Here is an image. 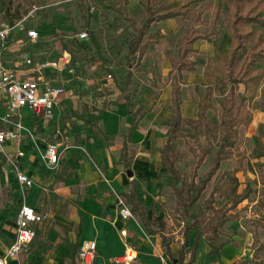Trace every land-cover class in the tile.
<instances>
[{
  "label": "rangeland",
  "instance_id": "rangeland-1",
  "mask_svg": "<svg viewBox=\"0 0 264 264\" xmlns=\"http://www.w3.org/2000/svg\"><path fill=\"white\" fill-rule=\"evenodd\" d=\"M208 3L214 4L215 0L190 2L191 9L186 15L154 22L150 27V32L159 30L164 36L156 44L148 47L139 63L128 62L127 40L133 33L130 23L116 11L106 10L93 0H11L8 13L0 11V25L23 19L25 25L38 27L42 39L39 45L33 48L36 52H42L41 55L52 58L61 55L64 51L69 53L74 70L73 75L63 72L56 74L55 78L65 84L64 88L74 99L72 105L64 102L58 113L56 112L58 116H63L70 125L72 122V125L84 130L86 134L92 127L88 121L93 119L96 123L99 122L104 129L115 130L117 116L125 114V94L129 95L132 109L146 110L145 117L148 119V124L158 129L159 132L155 143V156L152 157L151 147L144 145L131 151L130 158L132 160L139 156H149L144 160L150 162L153 160L156 164L157 168L150 170L151 175H149L155 181L153 191H147L148 185H145L147 183L144 179H141L139 184L141 187L144 185L140 189V195L150 218L155 222L161 220L163 223L161 226L163 236H159L161 250L165 249V244L183 245L186 241V234L189 239L191 238L192 232L186 231L187 225L192 221L191 214L197 212L199 208L204 217H215L217 212L228 216V212H234V217L241 215L248 221L253 218L248 214L257 212L262 216L261 219H264V167L257 165H254V168L251 167V164L256 161L251 154L255 147V136H259L264 142V112L254 102V100H263L264 63L257 64L261 70L260 77L254 88V97L246 101L250 122L238 126V140L233 149L232 159L226 161L225 164L220 163L192 209L186 212L177 203L174 191L168 183L171 180L170 175L166 168L161 169L160 167V148L165 140L163 123L172 114L168 99L171 87L169 55L176 57L178 39L189 25L197 26L200 32L210 33L212 36L211 41L200 39L194 42V50L187 53V58L196 61L195 69L192 72L183 70L181 73L179 93L181 113L184 118L190 119L197 118L198 93L203 92L207 86L202 75L204 65L207 60L214 62L216 59L214 43L222 40V47L227 51L231 42L226 7L222 8L217 21L212 22V11L208 9ZM91 6L94 8L92 9ZM127 13L133 15L137 21L141 18L142 11L138 0L128 1ZM80 30H86L88 34L83 41L76 37V33ZM16 34H19L20 39L25 38L24 32L21 33L20 30L15 29L11 39L14 44ZM15 46L18 48L19 41ZM129 69L132 70V75L129 84L125 86L124 82ZM237 90L243 92L244 85L239 84ZM224 96L223 86L215 83L210 106L205 111L207 124L199 120L191 124L182 121L181 133L174 139L171 155L175 159V166L180 175L187 181L191 177L197 159L208 144L211 146L210 153L204 157L203 162L196 169V181L212 165V155L220 139L219 122ZM74 126L72 127L75 128ZM113 136L110 138V144H116V141L120 140L115 131ZM89 138L86 134L78 145V149L89 160L96 173L97 182L108 181L106 174L108 164L92 156L90 149L93 143ZM111 155L115 163L117 151L114 150ZM236 162L244 171L237 173L238 189L246 185L250 188V194L242 205L232 207L231 197L219 195L218 191L213 194L210 192L213 187L226 180L223 173L224 168H230ZM142 172V174H149L144 172V169ZM70 173L68 166H59L53 174L54 181H48V184L43 186L47 199L42 202L41 210L44 213H42L39 225L40 233L38 232L35 240L33 239L34 241L21 252L18 264H68L67 251L61 249L56 240L55 244L51 241V235L53 238L56 237L51 230L57 232L59 241L66 235L65 227L58 224L56 216L69 205L65 186L66 177H70ZM109 189L116 200L118 212V198L122 196L118 190L112 187ZM98 190L99 188H97L96 195L99 196ZM0 193L5 194L3 190ZM48 213H50V218ZM134 218L133 213V218L125 222L127 228L133 227ZM154 226L157 227V223ZM10 227L6 224V229L10 230ZM139 227L143 230L141 225ZM143 233L147 237V232ZM131 244L138 248L135 242L132 241ZM157 253L163 264H173L172 259L164 260L161 257L162 252ZM176 255L177 253L174 256ZM118 256L114 258L117 263H119ZM259 256H262L259 264H264V248L260 250Z\"/></svg>",
  "mask_w": 264,
  "mask_h": 264
},
{
  "label": "crops",
  "instance_id": "crops-1",
  "mask_svg": "<svg viewBox=\"0 0 264 264\" xmlns=\"http://www.w3.org/2000/svg\"><path fill=\"white\" fill-rule=\"evenodd\" d=\"M41 53L42 52H36L35 50L37 56H40ZM67 91L68 90L65 89L64 93L59 98L54 109V114L56 112L58 113L61 104L64 102L70 105L74 103V99L71 97L70 92L68 91V93H66ZM168 99L171 105V87ZM196 104L198 110V102H196ZM125 109V114L117 116L115 130H110L109 128L106 130L99 122L96 123L93 119L88 121L92 124V127L88 130L89 132H86L93 143L90 149L91 154L95 159L108 164V167L105 166L108 181L97 182L96 173L90 165L89 160L78 149L81 140L86 136L85 132H83L84 130L75 127L72 125V122L70 125L63 116H58L57 113L52 118H48L41 114L24 112L22 122L32 129L34 138L23 136L21 139L15 138L10 140L4 145L5 150L9 153H14L17 149L23 152L22 155L18 156V161L21 169L32 180V184L26 192V201L34 206L41 214L44 213L41 210L42 202L47 199L45 196L46 190L43 186H46L48 181H54L53 178L55 176H53V174L59 166L66 165L69 167V170H71V176L66 177L65 186V191L67 192L66 199L69 205L64 211L57 213V216L55 215L58 224L65 227L66 235L59 241L57 232L51 230V233L56 234L54 238L51 235V241L55 244L56 240L57 243L60 244L61 249L67 251L68 264H81L77 257V250L81 242L86 239H94L96 242V252L93 260L94 264L95 259L96 264H124L122 262L117 263L114 261V258L123 254L126 245L131 244L132 241L138 244L137 256L132 264H163L158 256V251L162 252L163 256L161 257L164 260L172 259L173 264L261 263L260 259L262 256H259V252L264 248V219H261L262 216L257 212L251 214L248 212V215L253 217L248 221L241 215L234 217V212H228V216H226L221 225L216 227L213 233L207 230L196 235L197 230L187 228L186 231L189 230L192 232V236L189 239L186 234V241L183 245L177 246L176 243L165 244V249L161 250L159 236H163L161 230L163 223L161 220L155 222L150 218L143 204V198L140 195V189L143 188L144 185L141 187L139 184L140 180L144 179L147 183L145 185H148L146 188L147 191H153L155 181L149 175H151L150 170L157 168L156 164H154L153 160L151 162L144 160V158H149V156H139L137 159L132 160L130 158L131 151L143 147L144 145L151 147L152 157H154L155 143L157 142L156 138H158L159 132L158 129L156 130L148 124V119L145 117L146 110L144 109H141L144 113L137 116L136 125L130 131L129 126L133 116L128 112L126 104ZM181 115L183 116L182 113ZM165 121L163 123V130L166 136L168 125L165 124ZM74 123L76 124V122ZM114 131L117 133V136L120 137V140L116 141V144H110V138L113 136ZM127 136H129V139L126 141ZM48 141H56L59 145L60 158L58 164L54 168H48L44 165L36 148V145L43 148ZM125 141L127 144L125 153H123L122 146ZM114 150L117 151L115 163L112 161L111 157V153L114 152ZM254 151L255 147L251 154H253ZM143 152H145V150ZM253 157H255L256 161L251 164V167L254 168V165H257L256 162L264 163V155ZM230 159H232V157L220 160L216 169L219 168L220 163L221 165L223 163L225 164L227 163L226 161ZM160 165L161 169L166 168L162 165L161 159ZM236 166H238V169L235 171V176L238 180L236 193L240 194L243 189L248 187L245 185L241 189H238L239 178L237 173L239 171H241V173L244 172L238 165V162L234 163L230 168H224L223 173L225 170L233 169ZM257 166L264 167L260 165ZM142 169L149 174H142ZM50 174H52L51 178ZM222 182H220V184ZM220 184L215 188H218ZM110 187L120 192L121 196L135 214L133 227L127 228L125 226V222H129L133 217L123 219L119 216L116 200L110 192ZM0 188V191L3 190L5 192V194L0 193V255H2L6 252L13 239L15 217L21 200L19 183L14 173L10 171L9 164L2 155H0ZM97 188H99V196L96 195ZM43 189L45 190L44 192ZM220 190L217 189L213 193L218 191L219 195H226L220 193ZM248 190L247 196L232 205V207L244 203L250 194V188H248ZM130 193H133L135 198L140 202V209L148 218L152 231L146 229L140 217V213L132 209L131 202L127 199V196H124ZM210 193H212V190ZM226 196L233 199L231 195ZM48 214L50 218V213ZM40 222L36 224L34 240L38 236L37 233L40 231ZM156 223L158 225L157 227L154 226ZM6 224L7 226H11L10 230L6 229ZM140 225L144 231L140 229ZM122 228L126 229L125 236L120 234V229ZM143 232H147V237H145ZM33 239L32 241H34ZM175 253H177L176 256H174ZM13 263L18 264L17 260L9 259V264Z\"/></svg>",
  "mask_w": 264,
  "mask_h": 264
},
{
  "label": "trees",
  "instance_id": "trees-1",
  "mask_svg": "<svg viewBox=\"0 0 264 264\" xmlns=\"http://www.w3.org/2000/svg\"><path fill=\"white\" fill-rule=\"evenodd\" d=\"M98 6L106 10H114L122 15L133 29L132 35L127 40L128 62L139 63L148 47L156 44L164 36L159 30L150 32V27L154 22L167 18L186 15L191 6L190 2L197 0H138L142 11L141 18L137 21L133 15L128 14L129 0H93ZM11 0H0V11L8 13ZM208 9L212 11V22H216L221 14L223 7L227 9L228 31L231 42L227 51L222 47V40L214 43L216 50L215 61L207 60L203 68V77L207 86L203 92L198 94L197 118H184L180 110V83L182 71H192L195 69L196 61L187 58V53L194 50V42L197 39L212 40L210 33H202L197 26L189 25L184 34L178 39L177 55H169L171 68V107L172 115L165 121L168 125L165 143L160 150V159L170 175L168 181L176 196L177 203L184 211H189L198 201L206 183L218 167L220 160L231 158L233 149L237 143L238 126L247 124L250 120L249 110L247 111L246 101L254 97V88L258 83L261 70L257 67L258 63H264V0H215V3H208ZM198 18V17H197ZM83 41V40H80ZM132 70L129 69L126 75L124 85L130 82ZM215 83H219L225 89L224 101L221 103V119L219 122L220 139L216 144V149L212 155L211 167L196 181V169L202 163L204 157L210 153L211 146L208 144L196 161L195 168L187 181L180 175L175 166V159L171 155L174 145V139L180 135V126L182 121L193 123L196 120L207 124L205 116L206 109L210 106V98L215 89ZM239 84H243L245 90H237ZM124 86V87H125ZM263 100H254L264 112V91H262ZM125 104L128 112L133 116L129 130L136 125V118L144 113L141 109L133 110L128 94H125ZM246 113V114H244ZM206 129H208L206 127ZM129 136L126 137V141ZM122 146V152L125 153L126 144ZM253 156L264 155V142L259 136H255V151ZM257 165L264 166V163L256 162ZM238 166L230 170H225L226 180L218 188H213L212 193L221 189L220 193L233 196L232 205L239 202L247 196L248 188L243 189L240 194L236 193L238 184L235 171ZM127 199L132 204V209L140 213V217L146 229L151 230L150 222L141 211V204L130 193ZM218 214L215 217H204L202 210L191 214L192 221L187 228L197 230L196 235L204 231L213 233L216 227L221 225L226 218L225 214ZM177 264V263H175Z\"/></svg>",
  "mask_w": 264,
  "mask_h": 264
},
{
  "label": "built area",
  "instance_id": "built-area-1",
  "mask_svg": "<svg viewBox=\"0 0 264 264\" xmlns=\"http://www.w3.org/2000/svg\"><path fill=\"white\" fill-rule=\"evenodd\" d=\"M23 21L19 19L0 25V155L14 173L21 193L15 217L14 236L6 252L0 255V264H9V259L18 262L19 255L34 238L36 224L42 219V214L26 201V192L32 180L21 169L18 161V156L23 152L17 149L16 152L9 153L4 145L23 136L34 138L32 129L22 122L24 112L53 117L55 106L65 90L64 85L55 78L56 74L74 73L67 51L55 58L35 54L33 48L41 41L40 30L36 25H25ZM15 29L24 32L25 35L23 40L16 34L18 48L15 46L16 43L11 41ZM87 36L86 30L76 33L80 40L86 39ZM58 146L56 141H48L43 148L36 145L46 167L54 168L58 164L60 158ZM122 198H118V214L123 219L132 218L131 208ZM120 234L125 236L126 229H120ZM95 252V240L86 239L79 245L77 257L81 264H92ZM136 256L137 248L133 244H127L124 253L117 257V261L132 264Z\"/></svg>",
  "mask_w": 264,
  "mask_h": 264
}]
</instances>
